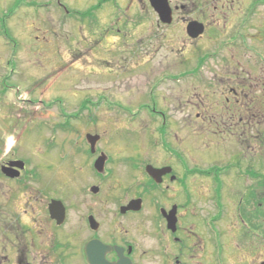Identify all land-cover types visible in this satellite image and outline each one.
I'll use <instances>...</instances> for the list:
<instances>
[{
  "label": "flooded vegetation",
  "instance_id": "flooded-vegetation-1",
  "mask_svg": "<svg viewBox=\"0 0 264 264\" xmlns=\"http://www.w3.org/2000/svg\"><path fill=\"white\" fill-rule=\"evenodd\" d=\"M107 2L117 19L129 16L125 26L144 19L119 0L96 3ZM145 2L153 41L180 46L185 65L153 80L136 112L159 120L147 151L113 160L103 138L79 142L76 110L62 99L60 120L39 115L44 131L29 139L51 106L15 84L12 59L0 64V264H89L86 249L92 264H248L245 252L264 250V0H167L166 25ZM9 13L0 28L10 45ZM166 79L188 85L173 108L184 115L183 147L167 138L169 107L155 95Z\"/></svg>",
  "mask_w": 264,
  "mask_h": 264
},
{
  "label": "rangeland",
  "instance_id": "rangeland-1",
  "mask_svg": "<svg viewBox=\"0 0 264 264\" xmlns=\"http://www.w3.org/2000/svg\"><path fill=\"white\" fill-rule=\"evenodd\" d=\"M96 2L23 0L18 5V0H0V19L8 20V12H11L7 23L10 46L5 44V32L0 28V64L12 59L17 65L15 73H7L14 77L19 75V79L13 77L14 81L18 80L15 84L20 85L23 93H30L28 97L35 95L51 106L46 107L45 112L42 107L33 118L36 124L29 127V139L44 131L40 132L39 115L48 124L60 120L54 102L62 99L61 107L65 112L76 110V139L83 141L86 133L99 135L109 145L113 160H117L135 154L136 145L146 150L144 146L155 140L159 120L149 121L144 109L139 110L142 115L135 120L136 112L146 103L145 92L153 80L159 82L166 74H179L185 65L177 51L180 46L153 41L157 28L145 0L139 7L130 4V0H119L121 10L130 16L134 11L143 12L144 19L136 27L124 25L130 22L128 15L124 20L117 19L114 13L111 15L117 11L112 2L101 7V3ZM164 27L161 24V28ZM166 81L157 85L155 95L159 102L163 99V107H169L167 138L171 144L175 140L183 147L184 115L173 108L181 106V99L177 97L188 92V85L181 80ZM83 102L86 103L81 107ZM70 138L68 133L57 135L61 141ZM123 144L125 149L121 147ZM156 151L158 159L162 153L159 147ZM149 152L154 155V150ZM118 169L124 170V165H119ZM149 213L145 209L141 216ZM262 255L264 250L244 253L250 264H256ZM141 264L151 262L145 257Z\"/></svg>",
  "mask_w": 264,
  "mask_h": 264
},
{
  "label": "water",
  "instance_id": "water-1",
  "mask_svg": "<svg viewBox=\"0 0 264 264\" xmlns=\"http://www.w3.org/2000/svg\"><path fill=\"white\" fill-rule=\"evenodd\" d=\"M151 6L153 7V9L158 13L159 15V19L162 23L168 24L171 21V11L170 8L168 6L167 0H149ZM91 139H96L97 137H92V136H88ZM98 164V163H97ZM137 204V203H135ZM135 207V206H134ZM133 209H138L137 208H133ZM86 256H87V262L89 264H92V260L89 257V253H88V249H86Z\"/></svg>",
  "mask_w": 264,
  "mask_h": 264
}]
</instances>
